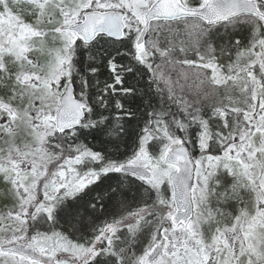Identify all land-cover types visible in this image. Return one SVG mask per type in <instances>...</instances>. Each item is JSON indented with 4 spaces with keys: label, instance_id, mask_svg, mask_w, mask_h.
Here are the masks:
<instances>
[{
    "label": "snow or ice",
    "instance_id": "obj_1",
    "mask_svg": "<svg viewBox=\"0 0 264 264\" xmlns=\"http://www.w3.org/2000/svg\"><path fill=\"white\" fill-rule=\"evenodd\" d=\"M0 264H264V0H0Z\"/></svg>",
    "mask_w": 264,
    "mask_h": 264
}]
</instances>
